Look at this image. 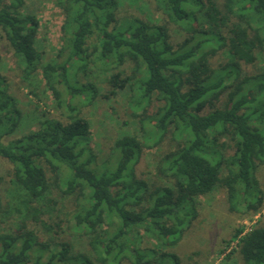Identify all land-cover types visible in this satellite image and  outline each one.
Instances as JSON below:
<instances>
[{"label":"trees","instance_id":"16d2710c","mask_svg":"<svg viewBox=\"0 0 264 264\" xmlns=\"http://www.w3.org/2000/svg\"><path fill=\"white\" fill-rule=\"evenodd\" d=\"M154 1L169 23L185 26L182 42L172 43L165 24L120 18L119 0H59L58 57H65L42 64L39 23L22 14L25 1L0 0V38L22 81L39 73L60 106L59 85H66L69 101L83 91L92 99L94 86L79 85V75L87 76L90 67L113 71L110 93L134 91L132 115L142 131L145 119L154 124L148 136L117 139L100 165L89 148V123L69 103L67 122L42 115L35 131L7 140L21 112L0 74V158L12 166L17 199L11 206L0 195V217L17 218L0 233V264H180L169 249L196 219L198 198L222 189L230 209L239 205L253 215L262 209L255 170L264 164V73L241 77L240 65H253L264 53V0ZM222 51L229 61L214 69L210 59ZM153 102L159 106L149 117ZM167 136L179 142L157 162L156 174L167 185L139 178L143 149ZM53 189L74 203L66 222L81 240L77 247L55 232L61 221L46 219L56 205ZM32 224L53 236L40 239ZM141 231L157 247H142ZM232 242L243 264H264L263 227H238L227 247Z\"/></svg>","mask_w":264,"mask_h":264},{"label":"rangeland","instance_id":"374dc122","mask_svg":"<svg viewBox=\"0 0 264 264\" xmlns=\"http://www.w3.org/2000/svg\"><path fill=\"white\" fill-rule=\"evenodd\" d=\"M25 6L22 14L31 15L39 23L36 47L41 56L42 64L57 61L61 62L65 57H58L63 47L61 26L63 24V12L59 6V0H24ZM118 16L120 18L138 17L158 24H165L171 36L173 44L183 41L187 37L185 26H176L169 23L162 12L158 9L154 0H119ZM0 74L8 83L9 93L15 99L16 105L21 112V120L18 129L6 139H14L28 132L35 131L42 115L67 122L68 103L77 107L80 117L86 119L90 127L89 148L96 156L97 164L108 159L112 153L114 143L123 136H135L138 139L148 136L152 130V121L144 120L142 131L139 118L132 115V97L134 91L129 89L110 93L107 84L109 76L113 73L102 72L90 67L91 73L87 76L79 75V85L92 84L95 88L94 97L90 99L86 92H81L77 98L69 101L68 89L63 83L58 86L61 93V104L49 92L41 79L40 74L30 81L24 82L20 77V70L16 64L12 50L7 42L0 38ZM256 62L253 65H240L241 77H252L264 73V53L256 54ZM227 55L222 51L210 59L214 69L228 62ZM130 66L125 65L122 71L130 73ZM159 103L153 102L148 116L151 117ZM140 114V113H139ZM143 141V140H142ZM226 141V140H225ZM179 142L172 141L167 136L158 146L143 149L142 157L136 167L139 178L156 185H167L166 181L156 174V166L159 158L169 150L176 147ZM152 146V142L146 143ZM225 156L232 155V151L224 150ZM51 182L53 174L46 171ZM255 177L264 194V164L258 165ZM12 166L0 158V195L4 204H17V199L12 196ZM51 199L55 202L53 211L46 216L51 221H61V229L57 232L60 240L71 241L77 247L81 240L72 230H69L68 214L74 209V203L69 197L63 196L60 191L52 190ZM197 216L190 227L185 231L179 243L169 251L176 254L180 264H243L241 257L236 252V243L226 245L238 227H244L245 232L253 226L264 228V205L257 215L245 212L242 206L230 204L226 200V193L217 189L211 194L197 199ZM14 214V213H12ZM0 217V233L11 229L16 224V216ZM30 228L36 232L42 240H47L53 233L47 234L43 229L34 224ZM54 232V233H55ZM142 247H157L158 243L148 238L142 231ZM234 251V253L232 252ZM230 257H227L228 254Z\"/></svg>","mask_w":264,"mask_h":264},{"label":"built area","instance_id":"2783aa9c","mask_svg":"<svg viewBox=\"0 0 264 264\" xmlns=\"http://www.w3.org/2000/svg\"><path fill=\"white\" fill-rule=\"evenodd\" d=\"M236 243V242H235Z\"/></svg>","mask_w":264,"mask_h":264}]
</instances>
